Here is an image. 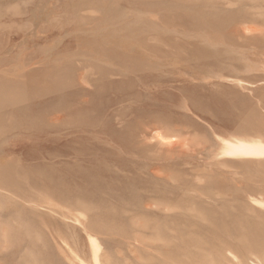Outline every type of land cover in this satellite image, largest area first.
Segmentation results:
<instances>
[{"label": "rangeland", "instance_id": "1", "mask_svg": "<svg viewBox=\"0 0 264 264\" xmlns=\"http://www.w3.org/2000/svg\"><path fill=\"white\" fill-rule=\"evenodd\" d=\"M0 264H264V0H0Z\"/></svg>", "mask_w": 264, "mask_h": 264}, {"label": "bare ground", "instance_id": "2", "mask_svg": "<svg viewBox=\"0 0 264 264\" xmlns=\"http://www.w3.org/2000/svg\"><path fill=\"white\" fill-rule=\"evenodd\" d=\"M234 149H235V148H234ZM241 151H242V150H241ZM242 152H244V151H242ZM242 152H241V153H242ZM234 153H235V152H234Z\"/></svg>", "mask_w": 264, "mask_h": 264}]
</instances>
